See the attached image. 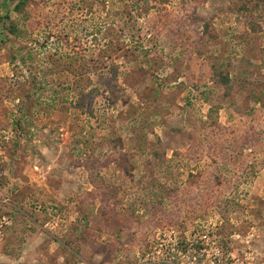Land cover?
<instances>
[{"label": "rangeland", "instance_id": "rangeland-1", "mask_svg": "<svg viewBox=\"0 0 264 264\" xmlns=\"http://www.w3.org/2000/svg\"><path fill=\"white\" fill-rule=\"evenodd\" d=\"M26 5L19 27L27 31L28 45L34 47L37 41V56L47 62L66 54L85 57L80 77L94 83L81 93L87 95L99 83L91 73H108L107 80L113 77L109 92L89 99L100 115L124 111L123 117L129 108L138 110L145 99L152 102L153 90L171 99V113L164 116V125L154 126L144 159H151L154 151L163 156L162 164L168 161L169 165L185 154L205 156L188 168L182 164L174 167L185 173L177 178L182 185L189 170L206 173L203 176L210 180L219 172H228L227 167L234 169V176L229 186L203 192V197L210 195L206 207L179 200L176 205L150 209L148 217L146 208H131L126 197L102 200L105 193L98 194L89 181L90 161L104 163L113 156L114 175L129 181L127 165L115 163L118 158L133 159L140 152L112 153L103 148L100 144L106 142L108 130L100 126L99 114L92 117L86 106H74L72 87L67 111L49 108L50 96L59 90L54 82L58 76L41 67L33 72L42 82V98L29 102L34 105L35 126L20 139V148L10 158L4 147L14 135L6 130L7 119L36 88L30 90L27 69L18 60L11 62L8 50L0 45V94L11 87L14 93L13 100L0 102V183L4 189L0 196V264H145L143 260L157 250L159 234L173 228L183 236L199 230L204 222L214 225L224 246L222 239H228L237 264H264V38L248 40L245 25L226 12L228 0H29ZM6 6L1 14L4 9L11 11L12 1ZM143 7L148 9L141 10ZM10 17L13 20L14 14ZM119 31L117 39L113 34ZM6 35L0 31V40ZM117 40L123 42L121 51L115 50ZM10 42L15 51L18 43L11 37ZM219 56L223 64L229 60L233 65L228 69L233 84L229 97L223 95L226 89L206 80L210 63ZM53 62L48 64L50 69ZM200 73L201 85L194 90L191 74ZM205 95L211 105L219 107L217 114L207 118L210 104ZM45 103L46 114L40 109ZM206 135L214 139L201 148ZM95 144L101 148L93 156L90 149ZM140 165L139 175L146 169L144 161ZM125 187L137 190L129 184ZM195 194L192 196L197 198ZM90 204L93 216L82 225L81 213ZM168 210L172 216L179 213L171 223L164 217ZM27 211L49 221L38 229ZM127 213L133 216L121 223L118 216ZM7 227L24 233L6 234Z\"/></svg>", "mask_w": 264, "mask_h": 264}, {"label": "trees", "instance_id": "trees-1", "mask_svg": "<svg viewBox=\"0 0 264 264\" xmlns=\"http://www.w3.org/2000/svg\"><path fill=\"white\" fill-rule=\"evenodd\" d=\"M8 1H12L13 7L11 11H9L8 9H4V12L2 14L0 13V24H2V28H0V31L7 32V35L1 38L0 45L8 50V59L11 62H15L16 60H18V62L27 69L30 76H28L29 79L27 78L26 80L28 81L27 84L31 86L30 90L32 89L31 91H33L36 88L33 93H28L24 96L23 102H20L17 105L15 113H11V116L13 117H9L7 119L8 129H5L10 130V133H13L14 135V138L11 137L6 140L5 144L8 147H4L6 151L10 152V154H8L10 158L14 157L17 149L20 148V139L26 137L27 135H30V129L35 126V114L33 112L34 105H32V103L30 104L29 102L31 101V98H42V91L44 89L41 87L42 82L37 81L36 74L33 72L34 68L41 67L44 71L48 72L47 74L55 75V77L58 76L56 80L54 79V82H56L55 85H57L60 94H58V91H56L54 95L52 94L50 96V103H48L50 106L49 108H56L57 112H63V110L67 111L71 104V101L68 100V97L70 96V94L68 95V91L70 90L73 95V90H75L76 101L74 103V106H86L88 108L87 114L92 117H96L99 114L100 122L103 124H100V126L108 130L109 134L105 138L106 142H103L104 144H100L101 146H103V148L111 149L110 151L112 153H131L135 151L140 152V155L136 156L133 159L126 158L120 160V158H118L115 163L116 165H119V163H121L122 165H127L128 172L130 173L129 181H127V179H123V176L121 174L119 176L114 175L113 170L115 167L110 165L113 156L105 159L104 163H99L94 158L90 161L89 166L91 169L89 181L92 184L94 191H96L98 194L105 193L101 197L102 200L116 201L119 196L126 197L129 200V205L131 208H146L144 210V213L149 217L151 216L153 209L159 208V206H167L168 203L171 205H176L177 201L179 200L183 203L186 202L188 205V201H190L192 203L196 202L197 204H199V206L202 205L203 207H206L207 200L208 198H210L208 196L210 195L206 194L208 198L203 197V192L207 193L214 187H226L230 185V180L234 176V169L227 167L226 169L228 170V172H219L217 176L212 177V179L210 180L205 178L207 176H203L206 173L196 172L193 174V172L189 170V172H186L185 175L186 184H177V178L183 177L185 173H178V169H175L174 167H178L180 166V164L186 166L190 165V163L198 164L205 156L185 154L181 159L176 160V164L174 163L175 161H169L171 164L169 165L167 164L168 161L162 164L163 162L161 161V157L163 158V156H160L158 152L154 151V153L150 156L151 159H144V156L142 157L144 147L146 146L149 135L154 134V126L164 125V123L166 122L164 116L171 113L169 108L170 104H168L171 99L169 97H166L167 99H165L163 96H161L159 90H153L151 96L152 102H149V99H145L144 106L138 105V110L129 108L125 111V113H123V117L122 112L124 111H120L115 116L111 113L104 112H102V114L100 115V112L95 111V106L89 99H92L95 95H101L103 92H109L111 90L110 88H108V85L110 84L109 82L115 81L113 80V77H110L107 80L106 76L108 73L95 71L91 74L93 76H97L99 83L95 84L93 90L90 91L87 95L81 93L88 88L89 84L94 83V81L92 83L89 78L80 77L82 69L84 68H81V60L85 63V57L84 59H81L77 55L73 54L59 55L56 59H54V62L53 59L49 61L53 62L54 64L50 69V67H48L49 62H47L43 58H40V56H37V54L34 53V49L37 48L35 47L38 44L37 41H34V47L32 45H28V39H26V35H24L27 31L25 29L22 30L19 27V24L21 23V19L19 17L25 14L27 8L26 4L29 0H0V10H3V8H7L6 5ZM135 6H132V9L129 8V10H133ZM144 9L147 10L148 7L141 8V10ZM226 12L232 15L236 22L243 23L245 25V28L247 30L245 36L249 35L248 40L250 38L255 39L260 35L262 36V38H264V0H228V7L226 8ZM10 13L14 14L13 20L10 17ZM6 23H8L7 27ZM207 28L208 26L205 27L206 30ZM120 33V31L115 32L113 35H115V38L118 39V35H120ZM10 37L18 43L15 51L11 46L12 42H10ZM117 41L119 42V40ZM123 49V42H119L115 50L121 51ZM220 56L219 59L213 60L212 63H210L209 68L211 69V71L208 74L206 80L208 82L212 81L215 86H221L223 87V89H226V92L225 94L223 93V95L229 97L233 91V84L231 83L228 69L233 67V65L229 60H224L223 64ZM122 73H124V71ZM63 75L65 77H63ZM201 75L202 73L198 75L191 74L194 80L190 82V87L194 90L199 88L201 85ZM80 83H83V85H81ZM48 84H51L52 87L54 86L53 82L49 81ZM70 87H72L73 90H71ZM180 87H183V84H181L178 88ZM11 88L10 90L8 88L7 91H4L2 89L0 94V102H3V98H11V100H13L14 93ZM113 89H116V87H113ZM65 91L66 93L64 95L63 92ZM59 97L60 99H58ZM209 98L210 97L208 95H205L204 97L205 102L210 104L206 118L214 113L217 114L219 109V107H216V105H211L212 103L210 102ZM58 100H61L59 105ZM47 106L48 105H46L45 103L44 106H41L40 108L41 112H43L44 114H46ZM161 113L164 115H162ZM114 120H117V123H115ZM211 138L212 139H210L209 135L204 136V138H202V140L200 141L201 148L205 143H209V141H212L214 139V137ZM100 145H91L92 148L90 150L91 153H93V156L96 151L101 148ZM7 148L9 150H7ZM142 161L145 162L146 169L141 175H139L138 172L142 168L140 162ZM224 165L226 166V164ZM188 167L189 166H187V168ZM154 168H157L158 174H154V172L156 171V169ZM126 184H129V188L137 187V190L131 191L127 189L125 187ZM1 186L2 185L0 183V196L4 194V189ZM181 186H184V189H181ZM236 187L237 184L235 188ZM191 193H196L195 196L197 198H194ZM189 194H191V197L188 196ZM95 199L96 198H94V200ZM86 208L87 211L85 213H81L80 217L84 223L82 225L90 222L93 216L92 205L90 204ZM225 208L227 210V206ZM28 212L29 211H27V213ZM168 212L169 213H166L167 215L164 217L167 220L170 219L168 222L171 223L174 221L173 219L176 214L179 213H174V216H172V213L169 210ZM29 215H31V218L33 219L32 221L38 229L44 226L49 221V218L45 216L40 218L37 214L31 212H29ZM127 216L132 217L133 214L131 213L130 215H128L127 213L120 217L118 216V219L122 218L120 219V222L124 223ZM135 218L137 219V217ZM10 230L11 229L7 227L6 234H8ZM10 232H12L13 236H16L23 235L24 230L20 231V234H18L14 229ZM17 241L18 237H16L15 243L19 244ZM8 245H12V243L9 242Z\"/></svg>", "mask_w": 264, "mask_h": 264}, {"label": "built area", "instance_id": "built-area-1", "mask_svg": "<svg viewBox=\"0 0 264 264\" xmlns=\"http://www.w3.org/2000/svg\"><path fill=\"white\" fill-rule=\"evenodd\" d=\"M220 224V223H219ZM200 229L184 233L183 236L173 228L159 234L157 250L151 258L143 260L145 264H237L228 245V239H222L210 222L202 223ZM236 236V235H235ZM239 236H237L238 238ZM243 264L242 261H239Z\"/></svg>", "mask_w": 264, "mask_h": 264}]
</instances>
